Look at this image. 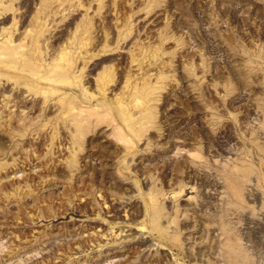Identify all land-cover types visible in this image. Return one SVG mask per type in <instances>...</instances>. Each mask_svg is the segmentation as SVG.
I'll list each match as a JSON object with an SVG mask.
<instances>
[{
  "label": "rangeland",
  "instance_id": "obj_1",
  "mask_svg": "<svg viewBox=\"0 0 264 264\" xmlns=\"http://www.w3.org/2000/svg\"><path fill=\"white\" fill-rule=\"evenodd\" d=\"M36 1L32 12L49 24L61 19L77 32L109 31V47L113 38L144 40L169 63L158 69L160 83L169 80L157 96L149 90L160 84L146 80L153 97L140 102L146 111L130 134L107 105L79 114L77 87L68 89L66 101L78 106L69 113L38 105L7 115L0 104V264L116 263L95 249L99 239L87 242L83 234L96 215L103 232L120 220L105 211L137 190L153 203L128 220H141L158 247L149 257L132 250L121 264H264V0H101L102 12L115 5L116 31L107 17L90 18V0H81L82 9L92 10L75 6L54 12L59 16L48 12L47 0ZM147 13L163 15L153 24L158 34L142 28ZM48 43L47 57L57 47ZM108 53L96 57L121 82L131 71ZM88 67L82 78L94 72ZM46 121L52 127L39 137ZM128 138L135 141L131 155L124 153ZM245 181L255 186L248 195Z\"/></svg>",
  "mask_w": 264,
  "mask_h": 264
},
{
  "label": "bare ground",
  "instance_id": "obj_2",
  "mask_svg": "<svg viewBox=\"0 0 264 264\" xmlns=\"http://www.w3.org/2000/svg\"><path fill=\"white\" fill-rule=\"evenodd\" d=\"M90 1L92 5L95 6L93 10L91 4H90L91 8H89L88 6L83 7L85 12H88L89 9L92 10V13L90 14V18L91 19L95 18L98 21H101L102 17L104 18L107 17L109 22L111 23V26L116 31L120 25L118 23L120 22V20L119 17L115 15V11H114L115 5H113L114 6L113 7L111 3H109L110 5L107 8H105L104 12H102L103 10L102 11L99 10L100 7L99 5L101 4L100 3L101 0H90ZM13 2L14 3L17 2V5L14 4L15 5L14 8L9 7V5H11ZM36 2H37L36 0H0V18H1L0 24H3V22L7 21V23H5L4 25H0V104L3 105V107H5L7 115L11 114L15 109L16 112L17 110L23 112L25 110V107L31 109L37 106L38 108V105L40 106L43 105L44 107L47 106L51 110H55L53 111L54 113L60 109L63 110L67 109L68 112V110L74 108L73 104L70 105L69 104L70 102L68 103L66 101L67 97H70L68 89L69 91H71L70 89L77 87L80 92L79 93L80 97L81 94L83 95L80 100L81 104L78 105L81 106L79 107L80 111L78 110L79 114L82 113V110L84 111L88 110L89 113L91 111L92 112L95 111V109L97 110V108H99L100 106L107 105L109 109L111 108L110 110L111 113H114V115L118 119L117 127H119L122 131L124 130L127 134L133 132L131 131L133 130L132 124L134 122L137 123L136 120L138 118L141 119L140 118L141 116H139V114L142 112L143 109H146V107L144 108L143 106H140V102L141 105H143L146 102L145 103L146 105L147 102H149L147 100H149L153 96H157L159 92L162 91L161 87L162 88L163 86L166 87V82L169 79L166 80L167 77L166 78L164 77L165 78L164 80H166V82L164 83L165 85L162 86L163 83L160 82H162L163 79H161L162 81L160 80L161 75L159 76L158 69H160L164 65L167 66L169 63L165 60L166 63L168 64H164L165 61L164 62L162 61L163 59L161 58L162 56L161 53H160L161 56H157V54L153 52V51L156 52L157 50L155 47L153 48L152 46L148 45L149 48L152 47V50L155 49L151 51L146 46L147 44L144 45L145 44L144 40L141 39L140 42L137 39L133 38L134 36L132 38L130 37L131 39L128 41H125L124 39H120V38L119 39L113 38L112 41L117 39L116 42H114L115 45L109 47L108 45L110 44H106V41L107 39H110L111 38L110 36L112 35L108 34V36L110 37L108 38L107 33H109V31L108 32H105L104 30L100 31L99 29L101 28L100 26L99 28H96L97 26L92 27L94 29H92L91 27L89 28L87 27L85 29L83 28V30L77 32L78 31L77 29H76L77 31L72 28H71L72 30L66 29V25L61 22V19L59 20L56 19V21H53L52 23L49 24L45 21L46 19H43L41 15H39L36 12L34 13L32 12ZM45 3L46 2H44V5ZM45 6L47 7L48 12L54 13L62 10H70L72 7H73L72 9H74L75 6H80L82 9L83 5L81 3V0H47ZM43 7L44 6H42L41 8ZM41 8L39 9L41 10ZM58 13H54V14H58ZM153 13L155 14L154 11ZM87 14L85 13L86 16ZM150 14L148 15L147 13V15H145L144 17L142 16L143 19L141 17L143 21L142 20L140 21L144 23L142 28L146 27L149 28L148 29L149 31L153 30V32H157V30L154 31V29H152L153 24L155 26L156 21H158L160 17L161 19H163L162 18L163 15L161 16V14H159L160 17H157L156 16L157 14L156 15H150ZM161 19H159V21H163ZM105 21H107L106 18ZM12 29L17 30L16 31L17 36L16 34L15 35L13 34L15 38H12L13 37ZM121 29L122 26L119 30ZM126 30H129V28H127ZM112 32L114 31L112 30ZM124 32L126 31L124 30ZM117 35L114 36L116 37ZM98 38L102 40L101 44H98V41L96 40ZM49 40L53 42H57L56 44L57 47L52 48L55 49L53 50V52L55 51L54 53H52V50H49L50 49L49 48L48 50L52 54H50L49 52L48 53L52 56L47 57L46 47L48 45L46 44L48 43ZM142 41L144 44L142 43ZM50 44H52V42H50ZM108 52H112L115 55L116 59L119 60L121 59L124 63H126L129 70L131 71L130 75L127 76L126 78L124 77L125 74L123 75V73L121 72V74L125 78L122 79L123 81L121 82L113 77L112 74L114 73H112L111 70H110L111 74L110 72H107L110 65L104 64L103 59L101 58L98 59L96 57L101 54L104 55ZM157 53L159 54V52ZM85 65H88L90 67V70L94 72L91 74H89L88 72L87 77L85 76L86 78L85 77L82 78L81 70H83L82 66L85 67ZM123 68H121L120 70H122ZM124 73L128 75L127 71ZM84 78L85 81L83 82L81 79ZM150 79H154V82L160 84L158 85L159 89L156 91L149 90L150 88H153L151 87L153 82L150 84V87L146 85L148 86L149 92L154 94L151 97L150 95L152 94L150 93L149 95L145 87V84H149L150 82L149 81L147 83L146 80H150ZM88 84L92 87V89L88 88L90 87L88 86ZM116 84L119 85V89L117 88L118 89L117 91L115 90ZM6 90L8 91L7 93L5 92ZM72 95L74 97L76 94H72ZM80 97L78 98L80 99ZM141 98L142 99L146 98V100H142L144 101L142 102L140 101ZM70 99H72V97ZM79 99L77 101H79ZM103 107L99 109H103L104 112L105 108ZM77 108L75 107L74 109L77 110ZM71 111H73V109ZM60 112H62V110ZM86 115H88L87 112ZM71 117H73V114ZM48 123L49 121H46V124H44L45 126L43 127L40 126V128L38 127L39 129H37L36 131L38 136L45 134V132H47L46 130L47 128H49ZM50 127H52V125H50ZM132 136L133 135H131V137ZM134 142H132L129 138L126 140L124 147L125 155H129V154L131 155L135 151ZM254 187H253V182L251 183L245 181L241 184V188L244 189L246 195L250 194L253 191ZM207 191L208 190H205L204 194L207 195ZM173 194H176V192H174ZM140 195H141L140 191L137 190L133 194H130L122 199L115 200V210L112 209L111 212L110 210L107 209L105 211V214L106 215L116 214L121 219L113 222L111 221V224L106 226L107 229L104 232L103 230H101L102 233L100 231L101 224L104 223V221L102 219L101 220L97 219L96 217L97 215L94 216L95 218H92V220L90 219L91 220L90 226H92L91 229L90 227L88 228L90 229L88 231H86V229H83L86 231L85 233L83 232L84 233L83 236H85L88 239L87 242H89L90 239H93V241L94 239H99L100 242H96L95 245L97 248L95 249H97L99 253H102L106 258H109L111 261L114 260V262H116L114 264H121L123 262H126L129 259V256L133 255L131 254L132 250H135V252L142 254L141 256L148 255L149 257V253L153 248V246L154 248L158 247V245L155 246L156 243L150 240L149 230L144 229L145 226L144 224L141 223V220L139 221L138 219L135 222L133 220H128V217L131 218L137 216L141 212L143 213L148 208L149 209L151 208V205L153 203V196L150 195L147 196L148 197L147 199H144L142 198L143 196ZM249 218L252 220L251 217ZM83 236H80V238ZM90 242L92 243V241ZM91 243L90 244L88 243V246L89 245L92 246ZM160 247H162V245ZM96 252H94V254ZM168 254L169 253H167V255ZM258 255H260L261 258V254ZM168 261L171 262L172 260L171 261L168 260ZM104 263L108 264V262L106 261ZM99 264L101 263L99 262Z\"/></svg>",
  "mask_w": 264,
  "mask_h": 264
}]
</instances>
